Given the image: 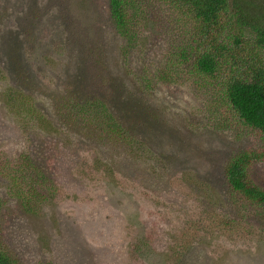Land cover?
Segmentation results:
<instances>
[{
    "label": "rangeland",
    "instance_id": "374dc122",
    "mask_svg": "<svg viewBox=\"0 0 264 264\" xmlns=\"http://www.w3.org/2000/svg\"><path fill=\"white\" fill-rule=\"evenodd\" d=\"M107 2L0 0L4 243L22 264H264V207L233 196L224 170L261 138L221 123L215 90L189 71L191 60L155 74L178 49L167 16L121 55ZM9 86L34 113L10 107ZM96 98L134 147L89 118L85 102ZM24 160L45 174L22 173ZM252 171L263 183L264 161ZM19 173L43 193L30 210L23 186L11 185Z\"/></svg>",
    "mask_w": 264,
    "mask_h": 264
},
{
    "label": "trees",
    "instance_id": "16d2710c",
    "mask_svg": "<svg viewBox=\"0 0 264 264\" xmlns=\"http://www.w3.org/2000/svg\"><path fill=\"white\" fill-rule=\"evenodd\" d=\"M107 10L118 36L113 43L120 47L121 55L132 52L134 47L146 41L151 29L158 27L162 15L167 16L168 21L172 20L176 27L174 39L179 41L178 49L159 69L163 74L159 75V70L155 74L160 78L166 75L176 59L180 62L191 60L189 71L196 77L201 76L209 89L215 90L212 97L218 102L216 111L223 114L221 123L232 120L261 138L259 148L233 154L224 170L225 182L233 196L252 207H264V182L255 180L252 175V165L264 161V0H108ZM119 36L124 39L123 43ZM175 45L173 42L174 48ZM130 46L131 51L127 49ZM122 57L126 61L129 56ZM9 87L12 88L8 90L10 107L20 115L34 113L35 106L27 104L32 100L27 99L23 89L17 91ZM91 102H85L91 113L89 118L94 115L104 121L107 128L123 131L131 138L134 147L133 138L109 111L106 101L96 98ZM26 155L28 160L36 163ZM37 169L39 174H45L44 169ZM37 169L24 160L20 170L24 173ZM22 173L18 178H11V185L23 186L25 193L20 197H26L30 210L32 200L41 199L43 193L37 188L32 191V182L27 178L30 175ZM1 234L2 231L0 264H22L10 252Z\"/></svg>",
    "mask_w": 264,
    "mask_h": 264
}]
</instances>
